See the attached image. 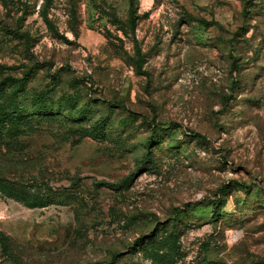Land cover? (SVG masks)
Here are the masks:
<instances>
[{"label": "rangeland", "instance_id": "1", "mask_svg": "<svg viewBox=\"0 0 264 264\" xmlns=\"http://www.w3.org/2000/svg\"><path fill=\"white\" fill-rule=\"evenodd\" d=\"M127 13L0 0V264H264V0Z\"/></svg>", "mask_w": 264, "mask_h": 264}, {"label": "trees", "instance_id": "2", "mask_svg": "<svg viewBox=\"0 0 264 264\" xmlns=\"http://www.w3.org/2000/svg\"><path fill=\"white\" fill-rule=\"evenodd\" d=\"M139 18L138 15V0H128V13H127V18L126 21L124 22L123 27L121 28L122 33L124 34V36H129L131 35V40H132V44H133V49H134V60H133V65L135 67V71L138 74H142L145 76H148V72L146 70L143 69V64L145 63V56L142 53L141 47L139 46L137 39L135 38V29H136V25H137V20ZM14 34L19 35V36H24L25 39L28 41L29 40V35L27 33H19V30L16 29L13 31ZM0 89H2V85L0 84ZM175 125V124H172ZM87 132V131H84ZM87 134V133H85ZM195 136L198 139H202L203 136L200 134H195ZM152 143V139H148L146 141V146L149 147ZM148 160V154H146L144 156V161H142V164L145 163V161ZM1 180H5V179H0ZM98 185L104 186V187H110V188H117V187H123L124 181H121L119 183H110V182H98L96 183ZM51 189H49L50 191ZM40 202L39 205L44 207L49 205L50 203H52V199H50V197L47 196H41L40 197ZM225 200L223 198H218L215 201V207L216 210L219 209L223 204H224ZM215 210V211H216ZM180 211V209H177V212ZM181 212V211H180ZM216 215V213L214 214ZM143 239V237H141V239H139V242ZM0 244L2 246V250L4 252H8L9 251V238L7 235L0 233ZM136 247H132L131 249H128L127 252L129 253H134ZM122 253H118V254H114L112 257V260L117 259Z\"/></svg>", "mask_w": 264, "mask_h": 264}]
</instances>
